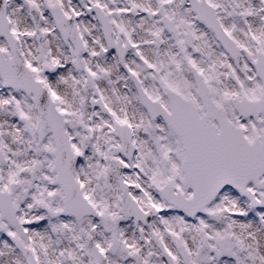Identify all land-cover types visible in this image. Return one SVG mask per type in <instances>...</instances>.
Here are the masks:
<instances>
[{
    "label": "snow or ice",
    "instance_id": "6c2138e0",
    "mask_svg": "<svg viewBox=\"0 0 264 264\" xmlns=\"http://www.w3.org/2000/svg\"><path fill=\"white\" fill-rule=\"evenodd\" d=\"M0 264H264V0H0Z\"/></svg>",
    "mask_w": 264,
    "mask_h": 264
}]
</instances>
